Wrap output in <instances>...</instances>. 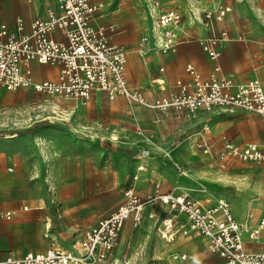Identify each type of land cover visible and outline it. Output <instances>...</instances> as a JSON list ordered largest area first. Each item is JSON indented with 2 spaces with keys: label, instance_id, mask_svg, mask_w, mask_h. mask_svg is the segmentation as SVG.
Wrapping results in <instances>:
<instances>
[{
  "label": "rangeland",
  "instance_id": "1",
  "mask_svg": "<svg viewBox=\"0 0 264 264\" xmlns=\"http://www.w3.org/2000/svg\"><path fill=\"white\" fill-rule=\"evenodd\" d=\"M9 1L17 16L23 15L27 0ZM98 1L106 6L101 13V19L108 18L105 24L115 23L121 29L114 38L130 35L126 53H136L148 32L155 2L182 12L181 35L189 41L196 40L198 32L205 33L204 14L212 15L219 3L231 9L219 24L230 35L258 31L260 25L264 28V0ZM4 5L6 1L1 0V9ZM215 22L213 18L214 29ZM123 107L125 103L117 101L76 107L73 101L46 97L31 89L0 87V212H14L8 220L0 217V257L43 252L51 246L67 248L120 205L128 189L146 198L150 194L146 176H151L146 172L147 161L160 163L167 185L163 191L175 180L183 182L166 193L179 187L198 200L209 201L207 204L227 199L239 219L248 207L250 211L263 208L264 164L248 166L230 160L226 169L219 170L213 162L203 160L201 149L191 146L185 134L162 146L144 142L133 113L126 114ZM37 122L55 128L41 129L29 138L20 134ZM11 135L14 137L7 138ZM144 148L148 157H157L141 156ZM166 148L173 152L155 155L163 156ZM149 211L159 218H150ZM164 211L166 206H148L139 225L133 226L129 220L106 264H178L172 255L183 251L187 264H219L220 258L199 237L180 244L164 241L158 231Z\"/></svg>",
  "mask_w": 264,
  "mask_h": 264
},
{
  "label": "built area",
  "instance_id": "2",
  "mask_svg": "<svg viewBox=\"0 0 264 264\" xmlns=\"http://www.w3.org/2000/svg\"><path fill=\"white\" fill-rule=\"evenodd\" d=\"M45 1V17L33 20L27 34L10 32L0 20V87L9 91L31 89L46 97L78 101L82 105L93 94L101 93L108 100L121 96L129 107L146 108L161 114L183 112L194 118L200 111L218 109L231 113L239 110L256 113L264 119L261 82L253 78L237 83L234 74L219 75L218 65H214L207 77H202L187 64L188 82L179 80L175 83V91L169 95L147 99L142 91L128 86L126 49L111 43L109 38V34L117 31L116 26L104 27L93 21L103 8L102 3L92 0ZM152 8L156 49L173 53L178 44L176 31L182 14L156 2ZM229 12L228 6L219 5L212 15L204 14L209 35L200 41V45L211 62L219 58L220 48L229 40L225 30L214 29L213 18L216 22L221 21ZM16 30H22L20 18L16 19ZM56 32L63 35L64 41L52 37ZM148 39L142 36L138 55L145 53ZM34 61L40 65L58 66L57 77L54 80L34 79L31 69ZM138 134L143 136V130ZM189 140L191 146L210 154L209 142L201 137ZM222 142L217 153L221 168L234 159L249 165L264 164V144L242 145L225 138ZM123 197L120 205L85 230L69 247L51 246L43 252L7 256L0 258V264H106L118 245L124 224L131 220L133 226L139 225L146 206L155 202L166 206L158 227L164 241L176 242L196 235L210 253L220 258L219 264H264V249L250 252L244 247L246 243H264V212L250 227L247 220L237 221L227 199L220 198L214 204H207L179 187L167 193L155 190L144 199L128 189ZM13 214L8 210L0 212V217L8 220ZM148 214L150 218H159L151 211ZM172 258L178 264H187L184 252L174 254Z\"/></svg>",
  "mask_w": 264,
  "mask_h": 264
},
{
  "label": "crops",
  "instance_id": "3",
  "mask_svg": "<svg viewBox=\"0 0 264 264\" xmlns=\"http://www.w3.org/2000/svg\"><path fill=\"white\" fill-rule=\"evenodd\" d=\"M5 1L6 5H4V9H1L0 7V20L7 26L10 32H15L16 34H27L30 31V25L33 20L45 17V10L47 6V1L45 0H35L33 2H28L27 0L28 3L26 4L25 11L20 17L16 14L15 6L10 3L9 0ZM92 2L102 3V1L98 0H92ZM158 3H160L163 7L171 8L161 2ZM102 4L103 8L93 20L94 23L104 27L109 25L116 26L117 31L113 34H109L110 42L119 44L126 49V45L128 46L130 44V35H122L121 37L114 38L115 35L121 32V29L115 23H108L106 25L105 23H107L108 18L101 19V13H103L106 8L105 3ZM219 5L229 7V5L225 3H219L218 6ZM178 11L182 14L180 10ZM229 14L230 12L226 14L223 20L215 22V30H225L227 35H229V40L220 48L221 55L214 62L209 60L207 54L204 53L200 45V41L209 35V31L206 26H204L205 33L198 32L199 37H197L194 41H189L186 36L181 35V25L184 21L182 14V21L176 31V35L178 37L176 51L173 53H162L156 49L157 46L154 37L156 30L154 29L152 20V24L148 32L143 35L149 38L145 45L146 51L143 56L137 54L138 47L136 49V53L131 51L126 53L127 61L125 65V73L128 86L142 91L146 98L150 100L167 96L171 92L175 91V83L177 81L182 80L184 82H188L190 80V76L187 72H185V67L187 64H191L202 77H207L212 72L214 65H218L219 75L234 74L235 81L237 83H245L250 81V79L256 78L261 82V85L264 88V28L260 25L258 31H251L247 34L236 33L234 36L230 35L226 28L219 27V24L222 23ZM17 18L22 20V30L20 32L16 30ZM52 37L55 40L64 41L63 35L58 32L53 33ZM31 69L33 77L36 80H54L59 72L58 66L40 65L35 61L31 63ZM116 101L121 105H123V102L125 103V107H123L124 111L126 114L133 113L132 115H134L136 120L135 126L142 129L144 132V135L142 136L143 141L155 143L154 146H158L157 144H161L160 146H162L163 142H172L173 140L177 141L178 139H182L181 136L183 134H185V138L189 142V139L200 134L203 139L210 143L211 152L210 154H205L198 149L201 151V153L199 151V155H201L204 161L208 160L211 163L213 162L219 170L226 169L229 166L230 161H227L225 167L221 168L219 159H217V153L221 149L223 143L222 140L224 138L242 145L251 142L264 144V119L260 115L253 112L247 113L236 110L230 113L217 109L214 112L200 111L194 118H192L183 112L176 113L171 111L169 113L161 114L146 108L129 107L123 97L117 96L113 100H108L105 95L101 93L93 94L91 99L83 105L78 101L73 102L76 107H82L88 105L90 102L99 104L101 102L114 103ZM194 125L199 126L194 127ZM148 148L151 150L153 146ZM169 149L170 148H166V150H164L163 156L162 154L155 155H161V157L170 155L173 151ZM196 151L193 150L192 152ZM147 152L145 151L140 155L144 156V158L157 157H148ZM245 165L250 166L249 164ZM161 168L160 163L158 162H146V172L151 174V176H146V185L148 186L147 190H150V194L147 195H152L155 190L159 193H164L169 188L183 183L175 180L169 183L167 189L163 191L167 185L165 184V179L161 177V175H163ZM172 178L173 180L175 179V177ZM148 206L162 207L159 203L155 202L147 205L145 210H147ZM246 212V215L241 219H239L234 212L233 214L237 221L244 222L247 220L249 226L253 227L264 212V206L259 211H255V209L250 211V207H248ZM128 224L129 221L124 224L121 234L125 233L124 230ZM197 237L198 236L196 235L183 237V239H178L175 243L180 244V242L183 243L184 241L194 240ZM244 247L250 252L260 251L264 249V243H246ZM7 256L16 255L6 254L0 258Z\"/></svg>",
  "mask_w": 264,
  "mask_h": 264
},
{
  "label": "trees",
  "instance_id": "4",
  "mask_svg": "<svg viewBox=\"0 0 264 264\" xmlns=\"http://www.w3.org/2000/svg\"><path fill=\"white\" fill-rule=\"evenodd\" d=\"M54 125H51L47 122H37L34 123L33 125L29 126L26 130L20 132V134L24 137L29 138L31 135H33L34 133H36L37 131L41 130V129H47V128H55ZM58 128V127H56Z\"/></svg>",
  "mask_w": 264,
  "mask_h": 264
},
{
  "label": "bare ground",
  "instance_id": "5",
  "mask_svg": "<svg viewBox=\"0 0 264 264\" xmlns=\"http://www.w3.org/2000/svg\"><path fill=\"white\" fill-rule=\"evenodd\" d=\"M14 137V135H11V136H7V138H13Z\"/></svg>",
  "mask_w": 264,
  "mask_h": 264
}]
</instances>
